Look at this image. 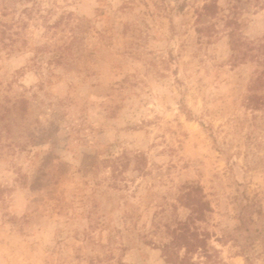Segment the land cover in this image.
Listing matches in <instances>:
<instances>
[{
  "label": "rangeland",
  "instance_id": "374dc122",
  "mask_svg": "<svg viewBox=\"0 0 264 264\" xmlns=\"http://www.w3.org/2000/svg\"><path fill=\"white\" fill-rule=\"evenodd\" d=\"M186 220L264 264V0H0V264H186Z\"/></svg>",
  "mask_w": 264,
  "mask_h": 264
},
{
  "label": "trees",
  "instance_id": "16d2710c",
  "mask_svg": "<svg viewBox=\"0 0 264 264\" xmlns=\"http://www.w3.org/2000/svg\"><path fill=\"white\" fill-rule=\"evenodd\" d=\"M212 5L213 3L205 4L203 9H209ZM233 46V48L236 47V45ZM195 188L191 187L190 190L184 193L186 197L185 204L192 209V214L194 213V216L190 215V218H188V220L190 219L192 222L202 215V205H207L206 208H208V204H206L205 201H202L200 197H194L192 195V192L196 191ZM171 234V240L162 246V253L166 260L172 263L192 264L190 261V254L197 249L201 250L204 248V244L199 238L197 229L193 227L191 229L186 220L179 222L177 227L172 229ZM182 249L183 255L180 256L179 252Z\"/></svg>",
  "mask_w": 264,
  "mask_h": 264
}]
</instances>
